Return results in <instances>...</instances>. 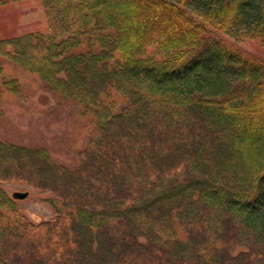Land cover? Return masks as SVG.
<instances>
[{
	"label": "trees",
	"instance_id": "1",
	"mask_svg": "<svg viewBox=\"0 0 264 264\" xmlns=\"http://www.w3.org/2000/svg\"><path fill=\"white\" fill-rule=\"evenodd\" d=\"M39 2L0 36V112L47 91L70 123L0 135V264H264V58L235 42L264 48V0Z\"/></svg>",
	"mask_w": 264,
	"mask_h": 264
},
{
	"label": "rangeland",
	"instance_id": "2",
	"mask_svg": "<svg viewBox=\"0 0 264 264\" xmlns=\"http://www.w3.org/2000/svg\"><path fill=\"white\" fill-rule=\"evenodd\" d=\"M45 23L39 0H0V36L35 29L44 26ZM235 42L248 54L264 58V48L256 41L235 40ZM52 104L51 95L47 91H41L23 106L16 103L3 106L0 112V135L9 134L23 138L25 141L42 139L52 143V137L64 132L70 123L66 112L61 114L49 112ZM52 156L69 163L77 161L74 155L56 149L53 150ZM3 187L10 195L18 191L28 192L27 197L19 198L17 201L28 219L40 221L48 220L53 216L55 209L50 202L54 197L52 193L13 181L4 182Z\"/></svg>",
	"mask_w": 264,
	"mask_h": 264
},
{
	"label": "water",
	"instance_id": "3",
	"mask_svg": "<svg viewBox=\"0 0 264 264\" xmlns=\"http://www.w3.org/2000/svg\"><path fill=\"white\" fill-rule=\"evenodd\" d=\"M13 195L15 197H18V198H25V197H27L28 192L27 191H25V192H19L18 191V192H14Z\"/></svg>",
	"mask_w": 264,
	"mask_h": 264
}]
</instances>
